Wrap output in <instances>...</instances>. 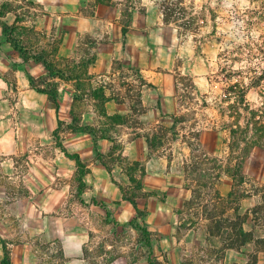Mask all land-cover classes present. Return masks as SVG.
<instances>
[{
  "label": "crops",
  "instance_id": "1",
  "mask_svg": "<svg viewBox=\"0 0 264 264\" xmlns=\"http://www.w3.org/2000/svg\"><path fill=\"white\" fill-rule=\"evenodd\" d=\"M121 1L16 0L20 6L11 8L6 0H0V24L11 30L23 22L20 11L26 4L25 8L35 15L31 27L43 34L37 42L51 41L49 47L42 46L32 53L19 46L27 54H47V61L56 71L48 77L40 62L32 58L25 62L6 42L0 26V166H27L17 172L22 173V180L26 178L39 185L56 183L55 189L36 191L38 202L34 200L35 205L28 209L35 215L49 216L38 228L43 234L53 232V237L58 239L67 234L64 232L77 228L85 234L77 246L63 248L64 264H91L85 245L88 232L98 230L89 229L86 224L83 228L81 223L63 224L60 218L52 217L60 215L57 210L74 190L78 194L79 180L83 184L79 196L90 206L87 210H106L117 221L114 225L119 222L132 229L130 222L137 217L139 207L135 198L136 207L124 196H130L127 185L135 189L133 163H139L137 178H143L147 187L152 182H169L161 196L179 195L182 203L191 197L182 168L188 156L176 158L180 155L176 146L182 151L189 150L185 142L173 138L165 146L158 144L150 149L147 134L158 126L171 129L169 134L174 133L178 125L174 119L181 113L179 79L189 80L197 92L207 88L215 48L208 41L198 53L195 40L182 33L178 26L164 22L163 13L155 5L143 2L142 10H131L123 20ZM19 38H25L26 43L30 39L22 35ZM32 42L29 43L32 45ZM27 75L40 87L55 85L56 103L36 91ZM122 75L127 76L129 84H119ZM125 87L128 88L125 90ZM82 94L87 97L84 106L79 102ZM84 127L93 130L95 135L73 131ZM42 145L44 148H40ZM34 150L37 151L35 162L30 160ZM46 152H53L55 159L50 154L44 155ZM79 170L83 171L81 175ZM149 191L154 190L150 187ZM175 211L169 214L173 216L172 223L177 225ZM148 215H153L152 209ZM144 224L150 236L156 230L177 232L179 229L178 225L159 229ZM0 244L3 257L6 243L1 239ZM151 246L155 258L154 252L159 249L170 263L182 258L176 239L168 234L160 241L151 239ZM21 250L16 259L26 264L23 254L26 248ZM36 257L33 255V263ZM9 261L14 264L12 258ZM213 262L248 264V257L228 249L224 259ZM263 262L257 260L256 264ZM109 264H126V259H111Z\"/></svg>",
  "mask_w": 264,
  "mask_h": 264
},
{
  "label": "rangeland",
  "instance_id": "2",
  "mask_svg": "<svg viewBox=\"0 0 264 264\" xmlns=\"http://www.w3.org/2000/svg\"><path fill=\"white\" fill-rule=\"evenodd\" d=\"M15 1L6 0L11 8L19 5ZM143 2L158 7L169 23L178 26L186 36L192 37L198 53H201L203 45L206 46L208 41L215 48L207 88L197 92L189 80L183 78L184 80L179 81L180 116L184 122L175 127L174 133H167L168 137L159 140L157 145L165 146L173 138H179L183 142L198 141L204 151L221 160L227 159L231 150L248 151L243 164V188L249 196L239 201V215L245 216L242 225L244 232L251 233L254 239L263 238L264 213L260 220L255 221L250 211L261 202V197H264V0H123L120 2L123 4L125 16L123 20H126L131 10H142ZM25 6L26 4H23L24 9L20 11L23 22L11 27L10 34L19 46L28 48L27 52H37V48L49 47L51 41L43 40L40 44L37 42L43 34L31 27L35 15ZM21 35L30 37L28 43L25 38H19ZM29 42H32V45ZM119 82L129 84L127 76L123 75ZM127 88L125 87V90ZM83 95L79 101L82 105L87 100ZM242 96L244 101L241 100ZM175 148L180 154L176 158H181L184 154L189 157V150L186 152L178 149V146ZM36 152L34 150L30 154L31 161H36ZM46 154L55 159L53 152H46L44 155ZM26 168L27 166H0V240L3 239L6 243L4 245L8 256L14 264H23V261L16 259L22 247L26 248L23 251L27 258L26 264H64L63 248L66 245L77 246L80 240L85 238V234L77 228L73 232H64L67 234L57 239L53 237V232H39V226L46 221L45 217L49 216L35 215L28 207L35 205L34 200L38 202L39 194L36 191L43 188L55 189L56 183L43 182L39 185L27 181L26 178L22 180V173L17 172ZM137 169L133 174L138 186L132 189L127 185V193L136 199L141 211L138 223L142 225L146 222L148 226L159 229L165 225L180 226L177 232H173V229L151 232L150 239L160 241L167 234L175 238L182 254L180 261L170 263L159 249L154 252L158 264H213L215 259H224L229 249L227 226L224 225L218 235L210 236L208 222L199 206L186 208V202L183 204L179 195L178 199L176 195L161 196L169 182H152L147 187L145 182L143 184V178H137ZM37 185L40 188H37ZM73 186L76 187V184ZM150 187L154 191H149ZM217 187L225 198L230 188L227 175L220 176ZM46 197L45 195V201ZM87 205L74 190L63 201L61 209L57 210L60 215L52 217L60 218L63 224L74 222L81 223L83 228L85 224L89 229L98 228L97 231L92 229L88 232L89 240L85 245V252L91 264H109L111 259L119 257L125 258L126 264H147V249L140 231L119 222L114 225L117 221L107 215L106 210L89 211L87 209H90V206ZM149 209H152L151 217L148 215ZM174 209L175 214L177 212V225L172 223L173 216L169 214ZM225 214L227 215V212L223 217H226ZM143 217L146 219L143 220ZM231 250L245 254L248 264L253 262L249 261L250 255L264 261V246L253 241ZM33 255L37 256L35 263L32 261ZM1 258L0 244V261Z\"/></svg>",
  "mask_w": 264,
  "mask_h": 264
},
{
  "label": "trees",
  "instance_id": "3",
  "mask_svg": "<svg viewBox=\"0 0 264 264\" xmlns=\"http://www.w3.org/2000/svg\"><path fill=\"white\" fill-rule=\"evenodd\" d=\"M164 16V22L168 23L166 16ZM2 28V34L6 39V42L17 51L25 62L32 58L34 61L40 62L47 71V76L52 77L56 72L54 66L47 61V54L40 53L38 55L27 54L19 47L16 39H14L10 34V27L5 24H0ZM89 63V62H88ZM90 64V63H89ZM58 74V73H57ZM56 74V75H57ZM31 86L36 89V91L44 93L48 98L56 103L58 92L55 85L47 84L45 86H38V83L30 76L27 75ZM183 79V78H181ZM179 79V81H181ZM184 80V79H183ZM79 85L76 90H79ZM244 96L241 100L244 101ZM76 99V96H74ZM179 106H180V101ZM175 124H181L184 119L180 116L175 118ZM168 129L164 126H158L151 134H147V142L149 143V148H155L159 140L168 137ZM73 131L76 132H89L95 135V132L88 127L84 128H74ZM196 139H198V134H196ZM186 146L189 149V157L183 162L182 168L185 177V186L191 192L190 199L185 203L186 208H192L199 206L204 219L208 222V233L210 236H216L221 231L224 225L227 226V248L233 249L234 247L244 246L246 243L253 241L257 245L264 246V236L263 238L254 239L251 233L244 232L242 225L244 223L245 216L239 215L240 205L239 201L242 198L248 197L249 194L244 190L243 185L245 184V176L243 174V164L246 159L245 155L248 151H243L239 149L237 152L234 150L229 151L227 159L221 160L217 157L209 155L204 151L198 141L196 143L185 141ZM238 147V146H237ZM234 153H237L234 155ZM80 167V163L78 164ZM139 167V163H133L132 169L135 170ZM79 174L83 173L79 170ZM221 175H227L230 179V188L227 192L226 197L221 194L218 190L217 185L219 184V178ZM134 184V180H131ZM78 184V194L80 195L83 190V184L80 180ZM136 187L138 183H135ZM140 187V186H139ZM243 188V189H242ZM124 195V194H123ZM131 204L135 206V201L133 197L124 196ZM261 202L253 207L250 211L253 220H260V216L264 213V197H261ZM136 207V206H135ZM220 212V213H219ZM227 212L226 217L223 214ZM137 217L130 222V225L140 231L143 243L147 249L146 260L148 264H158V261L153 256V250L151 246V239L149 231L145 224L140 225L138 223V217L141 215V211L136 208ZM219 214H221L219 216ZM256 226V225H255ZM180 227V226H179ZM264 253V250H263ZM251 264H256L257 257L255 255L249 256V261ZM0 264H10L8 251L3 244V257Z\"/></svg>",
  "mask_w": 264,
  "mask_h": 264
}]
</instances>
